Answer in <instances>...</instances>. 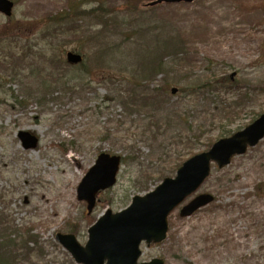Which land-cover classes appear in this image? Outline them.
Segmentation results:
<instances>
[{
    "label": "rangeland",
    "instance_id": "obj_1",
    "mask_svg": "<svg viewBox=\"0 0 264 264\" xmlns=\"http://www.w3.org/2000/svg\"><path fill=\"white\" fill-rule=\"evenodd\" d=\"M10 1L13 14L7 19L0 14V33L21 37L17 44L0 46V59L1 55L24 59L14 80L0 65L1 256L8 248L7 239L17 243L30 235L45 252L41 264H73L55 241L56 234L73 235L83 246L88 227L105 210H123L132 196L152 190L161 181L159 174L174 176L176 162L187 156L171 139L179 133L184 136L183 126L172 125L153 135L128 129L115 100L120 87L106 82L107 77H117L115 81L141 79L137 83L143 86H159L161 73L146 71L155 62L162 60L167 73L179 69L173 54L163 50V41L171 39L178 46L174 54L181 52L178 56L192 66V74L182 72L184 86L194 85L204 69L216 78L234 74L233 83L249 91L238 104V116L223 124L225 131L242 129L264 111V0H195L152 8L144 5L153 0ZM100 3L121 25L106 41L111 49L118 47L114 59L99 55L104 45L95 35L99 27L81 15ZM66 12L81 26L77 36L66 32L65 23L64 33L53 34L44 26ZM67 52L80 55L82 62L68 64ZM122 63L127 66L119 67ZM43 86L48 88L42 90ZM179 96L169 94L166 106L172 107ZM237 96L230 92L222 99L234 102ZM205 98L197 103L195 113L218 102ZM118 121L126 123L117 126ZM19 132L35 136L36 147L23 150ZM206 132L213 139L217 136L216 130ZM130 145L133 152L121 165L116 184L97 195L87 214L86 203L76 196L84 174L99 154L124 157ZM203 150L198 144L193 152ZM203 193L213 196V202L187 218H179L178 209L171 213L166 240L148 248L142 244L139 262L158 258L164 264H264V138L224 169L213 168L194 195ZM36 245L29 243L27 248L34 251ZM35 260L31 257L30 262Z\"/></svg>",
    "mask_w": 264,
    "mask_h": 264
},
{
    "label": "water",
    "instance_id": "obj_2",
    "mask_svg": "<svg viewBox=\"0 0 264 264\" xmlns=\"http://www.w3.org/2000/svg\"><path fill=\"white\" fill-rule=\"evenodd\" d=\"M194 0H155L146 7L159 4H190ZM13 4L0 0V13L9 18ZM66 61L76 65L81 62L77 54L66 53ZM172 94L175 90L171 91ZM24 150L33 149L37 139L27 132L17 135ZM264 137V113L251 124L227 138L216 141L207 151L193 156L176 171L173 179L166 178L152 191L134 196L128 207L112 213L106 211L87 230V242L81 247L71 235H56L57 242L69 253L76 264H163L160 259L137 263L141 256L139 246L159 244L166 239L167 217L187 197L197 191L209 176L210 165L221 169L233 156L245 153ZM120 157L100 154L86 172L77 187V199L87 203L90 213L98 192L107 190L116 182ZM212 201L209 195H199L185 205L179 213L181 218L190 216L197 209Z\"/></svg>",
    "mask_w": 264,
    "mask_h": 264
},
{
    "label": "trees",
    "instance_id": "obj_3",
    "mask_svg": "<svg viewBox=\"0 0 264 264\" xmlns=\"http://www.w3.org/2000/svg\"><path fill=\"white\" fill-rule=\"evenodd\" d=\"M81 15L83 18L94 20V22L97 23L96 25L99 27L98 32L95 34L97 35L96 38H101L104 45H106L104 46L103 44L101 45V43L99 44L101 45L99 49V55L109 56L111 59L117 58V54L119 52L118 47L111 49L113 46H109L106 42L107 39H109L112 35H115L119 30L120 24H118L117 18L110 16L109 13L103 9L101 3L92 7L89 11H81ZM10 23L11 21H9L8 24ZM64 23L66 24V32L70 31L73 34L71 36H77L76 33L81 31V26L77 25L76 21L72 20L67 12L58 18H51L45 21V24L43 22L40 24H44V26L49 27L52 31L51 33L55 34L58 31H62L64 33V28H62ZM14 26L12 29H14ZM16 28H19V26ZM47 31L48 28L46 32ZM6 32L7 31L3 33ZM3 33H0V46H4L3 49H5V43L6 45H9L8 43L11 42L13 44H17L19 42L17 40L21 37V34L11 35L7 33L5 36L2 35ZM102 36L104 37L102 38ZM172 42L173 41L171 39L163 41V50L169 51L170 54H173L171 57H173V60L178 63L179 69H172L167 73L164 71V69L162 70L165 64L162 62V60H160L159 62H155L154 65L146 70L150 75H154L155 73L157 75L161 73L162 79L159 86L153 84H151L152 87L150 85L143 86L142 84L137 83V81L141 79L136 81L134 79L130 81H126L125 79L124 81H115L117 77H114V79L107 77L106 82L117 84L120 87V89L116 90L115 100L118 102V105L122 107V115L128 121V129L133 127L134 130H139L142 135H145L146 133L153 135V133L158 134L160 131H165L166 128H169L172 125H182L184 129V136L180 137L179 135L182 133H179L176 135V137H172L171 140L173 142L172 145L174 144L176 147L180 146L181 152L187 156L186 158H188L194 154L193 151L198 144H201L204 149H207L213 140L222 138L231 133L224 130L223 124H226L235 118L234 115L236 114V111L241 110L238 104L243 103L248 98L249 91L243 90V87L241 85L239 86L236 82L230 83L229 85L228 78H216V75H213L210 71L204 69H200L201 78L198 77L194 85L184 86V82L187 81H183L184 79L182 77V72L184 70H188V72L192 74L193 69L188 61H185L178 56L181 52L174 54L173 50L176 51L178 46H176L174 42L172 44ZM20 48H26V45H20ZM172 51L173 53H171ZM20 52L22 53L21 50ZM23 59L24 57L19 56L14 57L12 55H1L0 65L3 64L6 67L3 68L4 73L9 76V78L14 80V78H18L17 72L19 68L22 67L21 65L23 63ZM153 60H156V58ZM123 66L127 65L123 63L119 64V67ZM9 68L12 70L6 71ZM124 68L120 69L119 73L125 70ZM7 72L11 73L8 74ZM122 78L123 77H120V79ZM172 86H175L177 89L176 94H180L179 101L172 105V107H167L166 104L169 103L168 90ZM47 88L48 86H43L41 89L46 90ZM230 92L237 93L240 98L237 96L234 102L229 100L227 102L226 99L223 100L222 97ZM262 93L264 94V90H262ZM206 96L213 97L214 99H217L218 102L213 103V107L211 108L208 106V108L203 110V112L201 111L202 113H195L193 109L196 108L195 106L198 102L203 99L206 100ZM18 105L23 106L22 102H18ZM145 113L148 115L146 116ZM191 113H193L195 116H192ZM159 114H161L160 117H158ZM188 114L191 115V117H189ZM134 115L137 117V119L132 120L131 117ZM235 116H238V114ZM146 120H148L147 123ZM124 123L126 122L118 121L117 126H120ZM165 125L167 127H165ZM208 129L217 131V136L215 139L210 137L209 132H206ZM151 138L155 139L153 136H151ZM177 142L180 143L177 144ZM127 149H130V152L129 154H126L124 157H122V164L129 160V155L133 152L131 150L133 149L131 145L128 146ZM182 161H184V159H178L173 169L175 170L182 163ZM158 176L160 180L166 177L165 174H159ZM18 241L20 242V245L18 244ZM18 241L17 243H14V241L12 242L10 239L6 240V245H8V248L7 250H2V256L0 254V264H41V259L44 257V251L42 248L36 247L34 251L28 249V242L33 241L31 238L28 241L23 239H19ZM33 242L36 244L35 241ZM4 244L5 240L1 243L2 249L3 247H6ZM34 256L36 257L37 262L31 263L30 259Z\"/></svg>",
    "mask_w": 264,
    "mask_h": 264
},
{
    "label": "bare ground",
    "instance_id": "obj_4",
    "mask_svg": "<svg viewBox=\"0 0 264 264\" xmlns=\"http://www.w3.org/2000/svg\"><path fill=\"white\" fill-rule=\"evenodd\" d=\"M61 203H63V201H61Z\"/></svg>",
    "mask_w": 264,
    "mask_h": 264
}]
</instances>
